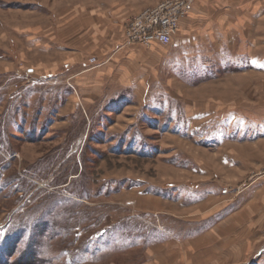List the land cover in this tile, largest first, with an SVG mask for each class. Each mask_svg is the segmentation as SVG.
Returning a JSON list of instances; mask_svg holds the SVG:
<instances>
[{
    "label": "rangeland",
    "instance_id": "obj_1",
    "mask_svg": "<svg viewBox=\"0 0 264 264\" xmlns=\"http://www.w3.org/2000/svg\"><path fill=\"white\" fill-rule=\"evenodd\" d=\"M104 1L119 17L132 13L130 19L163 0H0V264H164L158 260L165 247L154 244L171 235L183 240L205 231L209 224L198 220L221 218L219 213L233 201L241 206L256 187L264 189V138L259 135L264 126V76L258 72L217 71L216 81L190 87L178 80L169 87L167 105L165 99L149 96V105L129 106L119 116L111 108H99L91 116L87 108L92 121L88 126L82 100L71 97L77 93L71 87L74 76L72 81L58 79L52 70L58 54L45 57L35 43L38 37L52 38L55 33L65 43L76 35L86 39L90 23L85 20L90 16L111 22L106 8L98 9ZM85 47L88 59L98 58L102 49L89 43ZM196 97L213 112L201 120L189 119L197 110ZM156 101L167 106L158 116L151 106ZM128 110L140 114L136 122L142 138L153 146L148 152L139 149L133 155L121 148L119 141L125 136L121 123L130 122ZM143 112L173 126L180 119L203 130L217 126L220 134H213V146L198 142L206 135L167 136L157 131V123L144 119ZM229 114L244 119L225 129L222 118ZM222 141L227 144L221 146ZM199 163L208 165L204 166L208 175L189 170L199 171ZM203 178L220 182L221 196L206 204L209 212L200 206L181 209L173 202L168 218L144 215L127 199L132 192L125 191L135 180L159 188L182 181L194 189L192 181ZM190 192L197 191L185 188L178 197L191 202ZM263 226L252 224L230 233L240 241ZM253 242L255 248L260 245L255 253L235 264H264V237ZM177 244L179 249L182 243Z\"/></svg>",
    "mask_w": 264,
    "mask_h": 264
},
{
    "label": "crops",
    "instance_id": "obj_2",
    "mask_svg": "<svg viewBox=\"0 0 264 264\" xmlns=\"http://www.w3.org/2000/svg\"><path fill=\"white\" fill-rule=\"evenodd\" d=\"M198 2L199 5H196ZM109 5H111L109 1H104L98 9L106 8L107 17L111 22L103 21L100 16H90V21L85 20L86 23H90L85 28L86 39L82 35H76L65 43L55 33L52 38L38 37L35 43L38 52L43 56L46 55L45 57L58 54L59 61L52 64V70L55 71L54 75L58 79L74 76L73 81L71 78V83L77 89V93L71 97L78 96L82 100L89 127L92 125L91 116H94L99 108L101 111L111 108L112 113L119 116L127 112L129 106L138 109L142 104L149 105V96L155 100L165 99L166 101H163L167 105L168 94H171L169 87L172 83H179L178 80L190 87L195 83L216 81L220 76L216 75L217 71L258 72L264 76V0H195V11H190L182 18L172 44L165 46L154 44L151 47L135 44L119 50L115 48L122 40L126 19L132 13L119 17ZM69 26L75 28L74 23H70ZM86 43L102 48L98 51L100 53L98 65L88 63V49L84 48ZM226 43L227 46H224ZM41 64L43 67H50L46 62ZM184 85L181 88H186ZM202 103L204 101L196 97L197 110L190 113L189 119L201 120L205 114L213 113L209 108H204ZM166 105L159 101L152 104L153 115L158 116L161 110L164 112L167 109ZM135 111L128 110L131 114L128 117L130 122L121 123L124 127L121 130L122 135L125 136L119 141V143L123 142L122 150L133 155H136L139 149L148 152L153 147L146 138H142L143 133L136 122L140 119V114L135 115ZM169 113V119L172 120L175 115L173 112ZM141 115L144 119H151L149 121L151 125L157 126V123V131L167 136L180 135L183 138L187 135H206L208 136L204 137L206 140L201 138L198 140L205 146H213V134H220V128L217 126L212 130H203L194 128L191 121L184 119H180V122L173 126L167 120L163 122H158L157 118L155 121L152 120L147 112ZM222 119L225 121L222 123L226 129L235 120L244 118L229 114ZM111 127L112 125L109 128ZM259 135L260 138H264V126L260 127ZM218 136L220 140L223 138L221 135ZM226 141H222L220 145H226ZM194 161L198 163L201 160L195 158ZM234 161L236 158L233 156L231 162L235 163ZM178 166L189 168L185 165ZM199 166V171H195L196 168L189 170L201 177L208 175L209 171L206 173L204 167L208 165L199 163ZM192 183L190 185L195 184L194 189H189V184L182 181H178V184L173 183L170 188H159L156 185L145 186L144 182L135 180V185L131 184V187L125 191L132 192L127 195V199L131 200L134 210L144 215L168 218L172 214L167 210L168 205L172 207L173 202L181 209L200 206L205 207V212L211 211L212 209L206 204L220 198L221 193L217 189L220 182L203 178ZM185 188L197 191L196 194L189 193L194 198L193 201L184 202L183 197H178ZM122 191L124 188L119 193ZM263 193V188L256 187L253 194L247 196L243 205L237 206L238 200H235L224 208L219 213L221 218H216L215 215L213 218L209 217L210 219L198 220L203 221L205 225L209 224L205 231L192 236L183 235V240L171 235L162 242L154 244L155 248L165 247L164 255L158 261L163 259L164 264H235L238 258L241 257L243 261L253 255L255 253L253 250L260 246L255 248L253 240L260 236L264 237V226L257 230L258 232H251L250 236H241L240 241H236L234 233L230 232L245 231L252 224L264 223ZM257 201L259 203H256ZM163 203L166 204L165 209ZM218 229L219 233H216ZM224 229L225 234L221 233ZM178 241L182 243L179 249L176 248L179 245H176Z\"/></svg>",
    "mask_w": 264,
    "mask_h": 264
},
{
    "label": "built area",
    "instance_id": "obj_3",
    "mask_svg": "<svg viewBox=\"0 0 264 264\" xmlns=\"http://www.w3.org/2000/svg\"><path fill=\"white\" fill-rule=\"evenodd\" d=\"M194 5L195 0H163L145 9L127 20L123 39L115 50L135 44L145 47L172 44L182 18L193 10ZM88 63L98 65V58H89ZM71 87L76 91L73 85Z\"/></svg>",
    "mask_w": 264,
    "mask_h": 264
}]
</instances>
